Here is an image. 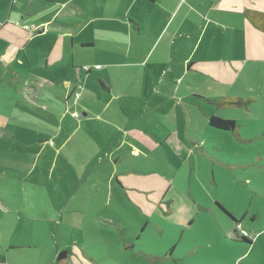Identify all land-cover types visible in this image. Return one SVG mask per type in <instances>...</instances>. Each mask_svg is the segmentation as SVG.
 <instances>
[{
  "label": "crops",
  "instance_id": "obj_1",
  "mask_svg": "<svg viewBox=\"0 0 264 264\" xmlns=\"http://www.w3.org/2000/svg\"><path fill=\"white\" fill-rule=\"evenodd\" d=\"M31 1L24 0L21 3V0H11L7 14H0V74L3 77L0 83L5 78L10 84L18 78L26 83L27 74L22 70L32 67V62L25 32L30 34L31 30L28 24H22L19 16L21 13L22 18L36 15L34 19L39 20L37 27L42 28L38 30L39 34L53 33L58 36L56 41L50 43L49 53L40 59L41 67L43 64L46 69L69 68L71 65L72 76L69 77L73 79L69 78L66 86L50 87L51 93H55L52 96L53 102L69 119L67 125H63L60 132L55 131L50 138L53 148L46 152L45 146L50 144V140H39L42 146L35 153L46 162L47 156L53 154L56 157H75L76 161L84 164L75 154L76 151L84 150L91 159L87 160L84 177L79 176L80 184L75 187L77 193L82 195L70 196L71 200L76 201L73 209L68 212V220L75 216L74 220L79 221L75 225L79 232L73 235L82 233L83 248L100 244L107 246V251L120 252L125 250L123 246L133 250L138 246L137 240L140 237L128 235L126 231L132 226L121 215V211L130 209L132 204L142 207L144 203H158L167 196L164 192L166 187H160L161 184L156 183L154 177L140 176L137 180L133 176L137 173L133 166L129 168V176L124 177L127 172H122V168L125 167L127 157L135 160L144 151H153L159 146L161 138L158 137L157 124L158 120L162 121L159 116H166V122L170 121V117L167 114L160 115L159 110H165L170 104V115L174 117L171 111L173 101L181 99L183 103L187 99L191 105L202 108L201 103L206 101L215 104L214 100L225 97H243L197 95L195 93L199 92L191 82L187 79L189 83L186 81L184 85L182 80L189 74L203 86L208 79L234 84L242 80L243 75L247 83L255 86L254 71L264 66V31L253 24L250 14L264 13V0H60L52 2L57 4L56 8L39 6L42 13H45L43 19L38 15L39 9L31 7ZM67 37L71 38V48L65 41ZM81 52L87 54L78 64L88 66L89 69L77 67L78 77L75 78L73 75H77L73 63L76 54ZM76 79L84 87L79 98H75L74 94L79 86L74 81ZM90 79L98 80L96 86L89 85ZM20 88L28 93L26 98L30 102L24 101L28 109L33 107L35 110V105L40 103L44 107L47 102L51 103L46 99H38L44 90L35 85L27 84ZM243 90L251 93L254 89L247 87ZM231 91L234 92L233 89ZM247 99H253L252 103L260 101L258 96ZM80 104L83 112L79 110ZM9 105L7 103L6 106ZM12 106L16 108L15 104ZM246 109L251 108L248 106ZM202 110L208 117L216 115L209 110ZM74 113L82 114L78 118ZM10 117L13 118V115ZM233 120L240 124L239 119ZM255 122L256 119H247L243 124ZM9 127L12 125L0 103V135L13 136L14 128ZM82 130L86 135L80 136L76 143L73 138L80 135ZM237 132L239 136L242 133L238 129ZM0 150H3L2 137ZM72 162L65 158L63 163L68 165L65 170L61 169L59 177L65 176ZM4 172L9 175L17 171L0 170V180L7 177ZM83 187L85 190L79 192ZM4 188L0 186V190ZM128 188L131 189L130 194L124 191ZM155 189L163 190L164 193L161 196L141 195L143 190L149 194ZM22 191L23 196L19 201L11 198L6 201L4 195L0 194L1 264H28L8 260V253L24 249L19 247L21 245L18 242L15 243L16 237L18 239L30 235L31 220L44 219L53 225L58 219L55 213V218L47 214L48 207H57L53 197L49 203L44 204L46 212H42L38 206L39 201H35L36 208H33V200L26 197L25 193L30 195L26 183H23ZM216 203L221 205L223 211L224 206ZM112 204L114 207H111ZM68 206L61 210L62 223L67 217ZM146 209L149 214L154 210L153 206H147ZM225 210L234 224L242 223V219H238L233 212ZM13 211L23 214L21 228L18 222H9L6 218ZM246 217H250L252 223L257 220L258 214L246 213L243 218ZM70 226H73L72 221ZM50 229L55 233L58 228L52 226ZM226 231L231 232L233 241H240L248 248L252 246L253 241L242 240L234 229ZM261 233L258 232L262 238L264 233ZM110 234L114 237L112 246L107 238ZM226 235L229 237V233L226 232ZM68 245L61 247L55 238L57 264H107L106 260H99L101 256L96 257L88 252H84L83 256L78 247ZM4 249H7V254H3ZM63 252L66 253L65 257L58 259ZM148 257L152 263L161 259L168 260L170 248L154 251V255ZM252 263L242 259L238 264Z\"/></svg>",
  "mask_w": 264,
  "mask_h": 264
},
{
  "label": "rangeland",
  "instance_id": "obj_2",
  "mask_svg": "<svg viewBox=\"0 0 264 264\" xmlns=\"http://www.w3.org/2000/svg\"><path fill=\"white\" fill-rule=\"evenodd\" d=\"M23 1L21 0V3ZM53 1L60 0H32L31 7L38 8V15L42 18L45 13H42L39 6L56 8L57 4H52ZM10 2L11 0L0 1L1 15L7 14ZM18 4L17 2L16 5ZM14 15L15 13L13 18ZM21 16L22 13L19 20L22 24H28L31 30L30 34L25 32V39L29 41L27 48L32 67L22 70L25 75L27 74L26 83L21 78L12 84L8 83L6 78L0 83V103L3 104V111L12 125L9 128H14L13 136L0 135L3 147V150H0V170L17 171L10 172L9 175L3 173L7 177L0 180V186L5 187L0 190V194L4 195L6 201L10 198L19 201L23 196V183H26L30 195L25 194L33 200L31 206L36 208L35 201H39L38 206L41 211L46 212L44 204L49 203L53 197L57 207H48L47 214L55 218V213L58 219L53 225L44 219L31 220L30 235L18 239L16 237L15 240V243L18 242L21 245L19 247L24 249L8 254L7 249H4L3 254H7L8 260L28 264H57L56 238L61 247L65 244L75 245L80 249L81 255L85 256L84 254L88 252L96 257L101 256L99 260L101 262L106 260L107 264H123L124 261L126 264H238L242 259H248L253 262L252 264H264V235L261 238L258 234L259 231L264 233V66L254 71L255 86L247 83L245 75L242 80L234 84L208 79L205 80L204 86L195 81L190 74L186 79H182L184 85L188 79L193 88L199 92L195 94L200 96L240 95L243 96L242 98L258 96L260 101L249 103L251 109L222 108L208 101L201 103L203 109L217 116L239 119L240 126L237 129L242 132L240 136L232 131L211 126L209 117L204 114L202 108L191 105L187 99H184L183 103L181 99L173 101L171 111L174 117L170 115V104L165 110L160 109L159 114H167L170 121L166 122V116H159V119H162V121L158 120L157 124L158 137L161 138L159 146L153 151H144L141 157L135 160L127 157L122 172H127L124 177H128L129 168L133 166L137 172L133 176H136L137 180L140 176L154 177L155 182L161 184L160 187H166L164 192L167 197L158 203L153 202L149 205L144 203L142 207L132 204L130 209L121 211V215L132 226L126 231L128 235L140 237L137 240L138 246L133 250L129 246H123L125 250L120 252L107 251V246L100 244L84 245L87 247L83 248L82 233L73 235L79 232L75 227L79 221L74 220L75 216L68 220V212L73 209L76 201L71 200L70 196L82 195L77 193L75 187L80 184L79 176L84 177V166L91 157H88L83 150L76 151L75 154L84 164L76 161L75 157L63 155L56 157L53 154L47 156L46 162L35 153L42 146L39 140H50V144L45 146L46 152L53 148V141L50 138L55 131L60 132L62 126L68 123L69 116L65 117L63 111L53 102L52 96H55V93H51L50 87L66 86L69 78L73 79L69 77L72 76V67L70 65L69 68L46 69L44 64L41 67L40 59L49 53L50 43L56 41L58 36L53 33L39 34L38 30L42 28L37 27L39 20L34 19L36 15L23 18ZM144 18L147 19L146 14ZM22 27L24 28V25ZM65 41L71 48V38L67 37ZM86 54V52L76 54L73 63L76 75L77 67L89 68L78 64ZM73 76L78 77V75ZM195 76L200 78L196 74ZM2 78L0 74V79ZM74 81L78 83L77 79ZM97 82V79H90L89 85L96 86ZM27 84L43 89L44 94L38 99H46L51 103L47 102L45 107L40 103L35 105V110L33 107L28 109L24 103V101L30 102L26 98L28 93L24 88H20ZM247 87L253 88V92H245L243 89ZM232 89L234 92L231 91ZM7 103L11 105L6 106ZM14 104L16 108L12 106ZM79 110L83 112L81 104ZM11 115L13 118L10 117ZM247 119H256L257 122L243 124ZM171 121L173 122L170 123ZM152 128L154 129L155 126L153 125ZM165 133L166 136L163 137ZM79 134L73 138L76 143L80 136L86 135L83 130ZM68 148L71 149L72 146ZM65 158L73 162L67 168L65 176L59 177L61 169L65 170L68 165L63 163ZM53 171L56 172L53 174ZM84 190L83 187L79 192ZM124 191L130 194L131 189ZM164 192L155 189L148 194L143 190L141 195L161 196ZM216 202L222 204L229 212H233L238 219H242L241 227L252 234V246L248 248L240 241H233L231 232L226 230L234 229L235 224L227 213L221 211ZM67 205H69L66 209L67 217L62 223L61 210ZM147 206H153L154 210L150 212L151 214L148 213ZM111 207L114 205L112 204ZM246 213H257V220L251 223L250 217L243 218ZM22 216V212L13 211L9 212L6 218L9 222L11 220L18 222L21 228ZM90 218L93 221L92 217ZM71 221L73 226H70ZM51 225L58 228L55 233L50 229ZM226 232L229 233L230 238ZM107 238L112 246L114 237L110 234ZM165 248H170V259L149 262L148 256H153L154 251Z\"/></svg>",
  "mask_w": 264,
  "mask_h": 264
},
{
  "label": "trees",
  "instance_id": "obj_3",
  "mask_svg": "<svg viewBox=\"0 0 264 264\" xmlns=\"http://www.w3.org/2000/svg\"><path fill=\"white\" fill-rule=\"evenodd\" d=\"M250 19L252 20L253 24L260 28L261 30L264 31V13H255L253 12L250 14ZM76 92V91H75ZM74 92V94H75ZM253 99H247V98H236V97H225L219 100H214L213 102L215 104L221 105L223 108H237V107H245L248 108V104L252 103ZM209 123L211 126L218 128V129H223L226 131H232L235 134H238L237 128H238V123L236 120L233 119H225L220 116L216 115H210L209 116ZM221 206V205H220ZM222 210L225 212V207L222 208ZM238 224L239 222L235 223V228L234 232L239 233L238 231ZM240 238L242 240H245L247 242H252L253 237L249 236H241Z\"/></svg>",
  "mask_w": 264,
  "mask_h": 264
},
{
  "label": "built area",
  "instance_id": "obj_4",
  "mask_svg": "<svg viewBox=\"0 0 264 264\" xmlns=\"http://www.w3.org/2000/svg\"><path fill=\"white\" fill-rule=\"evenodd\" d=\"M26 28H28V27L26 26ZM88 69L89 68H85V70H88ZM82 89H83L82 85H79L77 87V91L75 92V98H79L80 97V95L82 93ZM74 116L79 118V114L78 113H74ZM238 231H239V234L241 236H246V237L252 236V234H250L247 230L243 229L240 224H238Z\"/></svg>",
  "mask_w": 264,
  "mask_h": 264
},
{
  "label": "water",
  "instance_id": "obj_5",
  "mask_svg": "<svg viewBox=\"0 0 264 264\" xmlns=\"http://www.w3.org/2000/svg\"><path fill=\"white\" fill-rule=\"evenodd\" d=\"M66 253H60V255L58 256V259H62L63 257H65Z\"/></svg>",
  "mask_w": 264,
  "mask_h": 264
}]
</instances>
